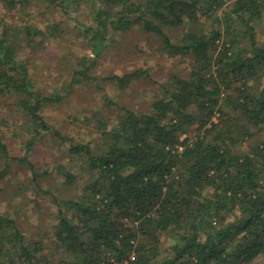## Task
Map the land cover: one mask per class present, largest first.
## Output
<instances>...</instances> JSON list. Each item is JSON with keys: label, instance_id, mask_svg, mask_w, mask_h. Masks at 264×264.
<instances>
[{"label": "trees", "instance_id": "trees-1", "mask_svg": "<svg viewBox=\"0 0 264 264\" xmlns=\"http://www.w3.org/2000/svg\"><path fill=\"white\" fill-rule=\"evenodd\" d=\"M62 7L64 0H45ZM99 3L101 0H91ZM87 28L100 54L106 35L134 26L162 40L170 57L190 58L188 78L171 77L152 114L125 110L108 129L99 119L102 146L77 145L45 120L46 104L72 91L45 96L16 59L18 43L0 39V95L13 93L27 119L28 153L47 133L67 145L81 192L56 198L52 227L60 260L41 241L23 234L12 216L0 214V264H250L264 260V141L237 148L264 130V45L256 26L264 0H107ZM220 12L222 14H220ZM189 25L177 42L165 29ZM19 32V31H18ZM25 39L43 36L25 28ZM85 63L76 73L91 80ZM140 72L115 76L124 88ZM83 79V80H82ZM218 115V116H217ZM217 116V121L214 118ZM196 132L192 136V132ZM25 162L0 141V161ZM85 163H84V162ZM26 163V162H25ZM86 169H85V168ZM34 178L37 171L31 166ZM58 170L72 186L77 176ZM165 238V240H164Z\"/></svg>", "mask_w": 264, "mask_h": 264}, {"label": "rangeland", "instance_id": "rangeland-1", "mask_svg": "<svg viewBox=\"0 0 264 264\" xmlns=\"http://www.w3.org/2000/svg\"><path fill=\"white\" fill-rule=\"evenodd\" d=\"M106 1L64 0V5L57 7L45 0H0V39L8 32L9 43H18L16 59L27 66L34 89L50 96L73 85L61 103L43 106V117L62 136L77 145H90L95 152L102 146L98 127L101 117L111 129L125 110L152 114L153 102L166 97L164 87L171 85V77L188 78L191 60L170 57L163 52L161 38L144 33L139 26L125 32L110 30L102 52H94L87 28L93 25L97 7L104 8ZM29 27L44 33L34 37L32 44L23 33ZM189 30L185 25L165 32L177 42ZM255 31L258 43L264 45V13ZM84 63L90 67L91 80L73 83L75 78L80 79L76 73ZM135 72L140 75L124 88L110 80ZM17 105L13 93L0 95V141L7 145L11 156L27 158L26 163L10 162L9 166L0 161V214L12 216L23 234L41 241L47 256L58 262L60 251L55 248L51 231L60 205L56 198L62 203L78 195L87 177L80 176L81 162L74 161L67 145L54 133L39 137L28 153L29 124ZM263 141L264 130L237 150L244 152L251 144ZM58 165L77 176L74 185L67 182ZM31 166L38 173L36 179ZM250 264H264V260L258 258Z\"/></svg>", "mask_w": 264, "mask_h": 264}]
</instances>
